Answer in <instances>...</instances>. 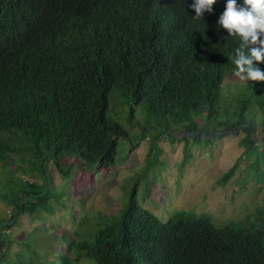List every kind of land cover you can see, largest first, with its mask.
I'll return each instance as SVG.
<instances>
[{"label": "trees", "instance_id": "obj_1", "mask_svg": "<svg viewBox=\"0 0 264 264\" xmlns=\"http://www.w3.org/2000/svg\"><path fill=\"white\" fill-rule=\"evenodd\" d=\"M192 3L0 0L2 164L18 159L41 163L54 157L60 170V157L71 155L111 166L119 140L129 138L122 124L109 116L113 99L119 105L124 99L143 104L149 117H170L173 127L159 133L182 127L202 142L243 130L251 150L264 151L251 114L256 107L264 112V82L249 81V93L229 107L221 101L224 82L235 68L231 57L240 43L217 23L226 0H216L213 11L198 20L193 19ZM257 66L264 71V63ZM198 116L207 117L202 128ZM155 126L144 124L139 137ZM256 164L259 171L258 160ZM235 170L231 167L221 181L230 180ZM39 186L28 182L19 202H13L16 210L34 202ZM1 218L3 246L2 227L11 226L15 213ZM76 246L78 255L72 257L74 245L69 244L62 264L84 258L95 264H264V208L252 219L221 225L209 214L183 210L162 221L138 204L134 191L93 240Z\"/></svg>", "mask_w": 264, "mask_h": 264}, {"label": "rangeland", "instance_id": "obj_2", "mask_svg": "<svg viewBox=\"0 0 264 264\" xmlns=\"http://www.w3.org/2000/svg\"><path fill=\"white\" fill-rule=\"evenodd\" d=\"M244 92L249 93V82L228 76L221 101L229 107ZM124 100L120 105L112 100L109 116L122 124L129 138L119 140L116 160L107 168L71 155L60 157V170L54 157L41 163L18 159L7 166L0 161V217L8 219L15 213L11 226L2 227L5 236L0 250H5L0 251V264H62L69 244L74 245L75 258L79 253L76 244L93 240L96 230L119 214L134 191L138 204L162 221L183 210L209 214L221 225L252 219L264 208V151L251 150L245 131L202 142L182 127L159 133L173 127L170 117H149L143 104ZM251 114L256 121L255 136L264 144V112L256 107ZM204 118H195L198 127L205 126ZM152 122L156 130L150 128L146 137H139L143 125ZM233 166L234 175L221 181ZM28 182L40 184L35 200L25 210H16L13 202H19ZM73 264L95 262L84 258Z\"/></svg>", "mask_w": 264, "mask_h": 264}, {"label": "clouds", "instance_id": "obj_3", "mask_svg": "<svg viewBox=\"0 0 264 264\" xmlns=\"http://www.w3.org/2000/svg\"><path fill=\"white\" fill-rule=\"evenodd\" d=\"M216 0H193L190 7L195 12L193 19H201L205 12L211 13ZM219 26L228 36L238 38L231 62L235 65L233 76L241 82H264V71L257 63H264V0H226L220 14Z\"/></svg>", "mask_w": 264, "mask_h": 264}]
</instances>
